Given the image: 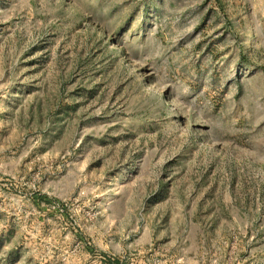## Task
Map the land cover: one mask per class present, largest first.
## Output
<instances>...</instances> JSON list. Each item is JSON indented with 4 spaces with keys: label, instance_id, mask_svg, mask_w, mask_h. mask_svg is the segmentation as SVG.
<instances>
[{
    "label": "rangeland",
    "instance_id": "obj_1",
    "mask_svg": "<svg viewBox=\"0 0 264 264\" xmlns=\"http://www.w3.org/2000/svg\"><path fill=\"white\" fill-rule=\"evenodd\" d=\"M0 264H264V0H0Z\"/></svg>",
    "mask_w": 264,
    "mask_h": 264
}]
</instances>
